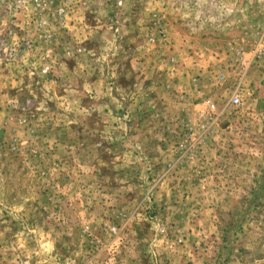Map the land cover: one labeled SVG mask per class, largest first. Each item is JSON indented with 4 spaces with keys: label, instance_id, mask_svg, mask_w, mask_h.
Listing matches in <instances>:
<instances>
[{
    "label": "rangeland",
    "instance_id": "1",
    "mask_svg": "<svg viewBox=\"0 0 264 264\" xmlns=\"http://www.w3.org/2000/svg\"><path fill=\"white\" fill-rule=\"evenodd\" d=\"M262 35L264 0H0V264H264Z\"/></svg>",
    "mask_w": 264,
    "mask_h": 264
},
{
    "label": "built area",
    "instance_id": "2",
    "mask_svg": "<svg viewBox=\"0 0 264 264\" xmlns=\"http://www.w3.org/2000/svg\"><path fill=\"white\" fill-rule=\"evenodd\" d=\"M264 54V35H262L259 40L256 42V46L253 49V57H257ZM238 55H241V53L238 51ZM249 65V62L245 63V66ZM231 102L234 104H237L239 102V97L237 94H234L231 98Z\"/></svg>",
    "mask_w": 264,
    "mask_h": 264
}]
</instances>
